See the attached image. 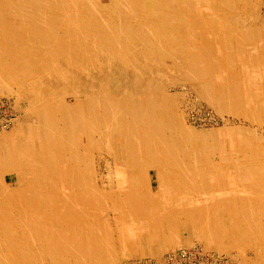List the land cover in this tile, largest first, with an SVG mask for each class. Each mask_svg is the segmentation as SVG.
Wrapping results in <instances>:
<instances>
[{"label": "bare ground", "instance_id": "6f19581e", "mask_svg": "<svg viewBox=\"0 0 264 264\" xmlns=\"http://www.w3.org/2000/svg\"><path fill=\"white\" fill-rule=\"evenodd\" d=\"M259 6L257 0H0V94L16 93L25 87L29 92L36 93L40 91L37 89L39 83H44V88L49 92L51 88L44 78L49 81L53 77L64 87H72L66 88L64 98L46 95L39 100L36 98L34 102L41 111L36 115L42 118L43 124L58 127L63 137L69 134L71 143L60 150H55L50 140L43 144V151L37 156V161L41 163L40 172H46V176L40 180L42 191L44 189L43 198L34 196L32 187H25L31 184L34 177L23 175V167L19 163V166H15L18 175L15 179L22 187L21 191L0 193V264H119L126 252L125 243L115 238V229L107 222L105 227L100 226V230L93 222L97 214L93 213L96 201L99 204L98 199L102 196L100 192L94 195L92 191L96 185L93 152L103 149L108 151V155L125 153L127 172H134L138 177L137 183L143 184V188L153 187L154 193L142 192L134 200L135 206L143 203L152 205L150 210L147 208L149 212L132 208L136 220L143 227L158 229L169 238V232L176 227L181 229L177 222H182L184 214H187L185 217L189 221H201V230L213 220L214 230L229 238L233 247L240 251L249 248L255 252L254 262L246 260L243 264L264 263V226L260 225L263 222L259 224L255 221L258 223L251 227L238 223L240 215L260 206L258 196L264 197V149L257 135L249 128L244 131L242 127H232L227 130V138L232 141L226 138L229 142L226 140L224 151L232 155L245 152L251 157L237 163L246 172L256 174L257 177L252 178L259 181L260 191L253 193V196L249 193V196L239 194L243 185L234 184L236 179L232 178L233 174L226 180H215L216 183L224 180L221 185L212 184L210 174L206 173L215 169L204 162L205 157L204 161L202 159L205 153L209 156L215 151L213 143L209 141L210 134L186 125L184 113L178 108L177 95L168 93L158 85L163 74L161 71L186 68L187 73L190 72L183 63L187 54L199 59H220L215 43L227 40L236 42L242 30H249L259 21L264 23V13L261 11L264 0ZM257 8H260L259 13H256V17L252 16L249 11L255 12ZM16 17L20 18L18 24ZM19 24H22V30H19ZM19 39H27L25 50L21 49L22 56L18 53L20 50L15 48L17 43H22ZM193 40L201 44V50L190 49ZM172 53L177 56L172 57ZM24 57L26 63L22 62ZM105 59L108 63V82L111 77L109 72L115 71L113 60L119 61L121 71L125 72L123 74L131 70L132 74H129L134 77L133 87H127L129 82L123 89L108 84V92L104 94L108 100L106 112L98 109L102 104L96 103L99 95L97 81H91L95 77L93 70L104 71ZM62 60L68 63V68L63 66ZM141 60L146 66L141 65ZM243 60V63H251L253 58ZM254 61L260 67L264 58ZM246 64L244 69L248 68ZM76 69L89 71L85 79L92 83H84L81 74L73 72ZM153 69L158 72L154 74ZM76 76L79 78L76 79ZM84 86L89 88V96L82 94L81 88ZM230 87L223 84L221 91L226 93ZM99 90L104 91L102 88ZM231 90L234 92V87ZM247 92L251 94V88H247ZM255 106L249 104L245 108L251 121L262 115V111ZM101 125L108 135L106 143L96 139ZM240 133H244L249 142L240 145L236 138V134ZM132 139L136 140L143 156L140 162L134 161L130 145ZM230 142L231 147L227 149ZM250 142L256 143V148H252ZM164 157L166 164L162 162ZM158 162L165 172L154 171V165ZM227 165L226 169H239L235 162H228ZM215 171L219 177L223 166H217ZM5 184V180L0 178V185L4 187ZM231 186L238 191H233L236 188ZM187 190H195L194 193L197 190L199 199H210L212 219L209 216L201 217L198 211L190 208ZM114 195L118 197L117 200L125 197L120 191H115ZM158 198L161 199L164 218L156 216L153 210ZM130 205L133 204H127L128 207ZM20 206H23L22 212H19ZM56 219L59 226L66 227L64 243L53 231L56 230L53 224ZM80 233H84L83 237ZM219 237L220 241L224 240ZM164 242L168 249L183 244L180 238Z\"/></svg>", "mask_w": 264, "mask_h": 264}, {"label": "rangeland", "instance_id": "374dc122", "mask_svg": "<svg viewBox=\"0 0 264 264\" xmlns=\"http://www.w3.org/2000/svg\"><path fill=\"white\" fill-rule=\"evenodd\" d=\"M262 1L263 0H257V5L258 6L261 5ZM258 9L260 8H257L255 12L251 10L249 11V13L251 12L250 14L252 16H255L256 13H259ZM261 11H263L264 13V6L262 7ZM87 14H89V12H87ZM18 20H20V18L16 17L15 22L17 24L18 22H20ZM24 20L25 19H23V21ZM19 25H21V27H18L19 30H22L23 29L22 24H19ZM241 32L236 42L234 40H227L224 43H215L214 47L215 49L218 50V55L220 59L218 58L212 59L210 57L199 59L196 57H192L190 54L189 56H187L188 55L187 54L184 58V61L183 59L181 61H183V63L189 68L190 72L187 73L186 68L185 69L171 68V70L169 69V70L161 71V73L163 74L161 76V79L158 85L160 84L162 87H164V89L168 93L177 95L178 108L180 110L182 109L181 111L184 113V119H185L186 125L198 131H203V132H207L208 134H210L209 141L210 143H213L215 151L213 152L214 154L209 153V156H208V153H205L202 159L204 161V157H205L204 162L213 166L212 168L215 170H217V166H223V172L220 173L219 177L215 170H212L211 173L210 172L206 173V174H210L209 175L210 182L212 184L221 185L222 184L221 182L226 180V177L232 176L233 174L232 178L236 179L234 184L237 186L243 185L241 186V191H239L240 192L239 194L241 195L246 194L247 196H249L248 195L249 193L251 196H253L254 195L253 193H257L258 191H260V186L258 187L259 181L255 180L256 181L255 182L254 179H257V178H252V177H257V176L256 174L250 173L248 171L246 172L243 169V167L239 166V163H237L238 161H241V159L246 160L251 157L246 155L245 152H237L236 154L232 155V154H229L231 152L228 151L225 153L224 151V148H225L224 145H225L226 140L228 139L232 141L230 138H227V136L229 137V133L227 130L231 129L232 127H242L244 131H246L248 128L249 130H253L255 135H257L258 137L261 147H263L264 149V61L262 62L260 67H259L260 64L254 61L257 58H259L260 60L264 58V23L261 24V21H259L257 22L255 26H253L252 28H249V30L247 28V30H242ZM26 40L27 39L20 40L22 41V43L21 42L17 43V47H15L17 48V50H20L18 51V53H20L19 55L21 56L23 52L22 50H25L27 46ZM10 45L11 43H9V47ZM190 47H191L190 49L194 51H198L199 49L201 50L200 48L201 44H199L195 40L191 41ZM38 48H41V47H38ZM226 51L228 52L229 55L226 53ZM260 52H263V53H260ZM175 56H177V54L172 53V57H175ZM249 58H253V61L251 63H249L248 61H246L247 64L243 63L244 62L243 59H249ZM23 61L26 63L25 57L22 59V62ZM104 61L106 62L104 64L105 65L104 71L100 72L97 69L93 70L95 77L91 79V81L95 80V82L96 81L98 82V83L96 82V86H97L99 95H98V98L96 99V103L97 105L102 104L101 107H98V109H100V111L104 109L103 111L106 112V109L108 111V100H107V97L104 96V94L108 92V84L110 86L116 85L118 87H122L123 89V87L128 85V82H129V85L127 87H133L134 77L133 75L129 74L132 72L131 70H129L128 74L127 73L123 74L125 72L121 71L119 67L120 66L119 61L113 60L112 65H115L114 70L116 72L115 71L109 72L111 73L110 75L111 79L109 78V82H108V63L106 59ZM140 62L142 63L141 65L146 66L144 61L142 62L141 60ZM62 63L64 67L68 68V63L66 61L62 60ZM176 63L178 64V62ZM244 64H246L248 68L244 69L243 68ZM176 70H177V73H176ZM68 71L72 72V69H69ZM153 71H154V74L158 72V70L156 69H153ZM73 72L80 73L82 77V81H84V83L86 84L92 83L90 80L85 79L86 74H88L89 71L76 69V70H73ZM191 72H193V74H191ZM127 75H130L128 76L129 78L128 77L126 78ZM227 76H229L230 78ZM75 78L78 79L79 77L76 76ZM44 79H45L44 80L45 83L51 88L49 92H47L48 90L44 88L45 87V85H43L44 83L43 84L39 83L37 89H39L40 91H36V93L29 92V89L25 87L22 90L17 91L16 93L5 92V93L0 94V99L9 98L12 100V111L14 113L13 118H12L14 120L11 123V125L6 129H0V150H1L0 152V178L4 179L6 183L4 187L3 185H0V193L2 194H5V192L11 193L10 192L11 190H17L18 192L21 191L20 189L22 187L20 188L18 181H16L15 179L16 176H18L15 170V166L20 165V167H23L21 168V172L23 173V175H29L31 177H34L33 179H31L32 180L31 184H27L25 185V187H27V189L32 187L34 196H37V197L39 196L43 198L44 189L42 191V187H41L42 183L40 182V180H42L44 176H46L45 175L46 172L45 171H44L45 173L40 172L41 163L37 161V156L40 155V153L43 151V144L47 140H50L51 146L55 148V150L57 149L60 150V149H64L65 146H69L71 143L69 134L63 137V134L58 127H50V126L47 127L46 123L43 124L44 121L42 120V118L39 119L40 116L36 115V113L40 114L41 111L38 109L35 103L37 100L36 98H38L39 100L45 97L46 95L51 96V98H53L54 95L64 98L63 96L67 94L66 88H72V87L71 86L67 87V85L64 87L63 83L62 82L58 83L57 79H55L54 77L49 81H48V78H44ZM161 80L162 81L164 80V82H162ZM228 82H231L232 84ZM223 84H227L229 87L231 86L229 91L226 93H223L221 91ZM233 87L235 90L234 92L231 90V88ZM101 88L104 91L100 92L99 89ZM247 88H251L252 90L251 94L247 92ZM51 92L52 94L50 95ZM61 92H64V94ZM81 92L82 94H84V96L85 95L89 96L90 94L89 88L88 87L86 88V86L81 88ZM9 93H11L12 95ZM84 101H85V104L88 103L86 99ZM54 102L55 101H53V103ZM69 102H70V98H69ZM249 104L251 106L256 105L255 106L256 109L258 108L260 111H262V115H260V117H255V120L252 119V121H251V118L248 117V114L245 111V108ZM26 109L27 110L29 109V111H27ZM1 110L2 109H0V111ZM152 111H153V107L150 109L151 113ZM106 135L107 133L105 132L103 125H101L100 134L97 135L96 139L97 140L100 139L101 143H106V137L108 136ZM236 136L235 137L238 138V140L240 141V145L246 144L247 142H249L246 139L247 137L245 136L244 133L236 134ZM228 140L227 142H229ZM130 142H131L130 145H132L131 148L133 149L134 161L136 160V162L137 161L140 162V160L143 159V156H141L139 145L134 139H132ZM252 143L254 146L252 145ZM252 143L250 142V146L252 148L254 147L256 148V143L254 142ZM16 145H18V147H16ZM21 147L23 149H21ZM104 147H106V145ZM229 147H231V142L229 146L227 147V149ZM113 149H114V145L112 146V150ZM120 149L122 150L123 147H121ZM21 154L23 155V157H21ZM241 154L242 155L244 154V155L242 156ZM99 156L101 157V159ZM93 157H94V170H95L96 185H94L95 189H93L92 191H94V195H96V192H100L102 195L98 199L100 200L99 204L96 201L97 203L96 209L94 210L93 213H97V214L94 216L93 222L96 224V228H98V230H100L101 225L105 227V223L107 222L109 225L112 226L113 230L115 229L113 231L115 234V238L116 239L118 238L119 240H122L125 243L126 252L124 256L119 260V264H131L133 261H140V260H145V259L159 261L160 259L166 257L169 253H174L175 251H178L180 249L191 250V248H193L192 249L193 251L194 249H200L206 252L204 253L205 254L204 259L208 260V262L211 261L212 264H243L244 261L246 260H248V262L250 261L251 263L254 262L255 252L249 248L246 251H240L238 248L233 247V245L230 244L229 238L223 237L222 235H220V233L217 234V231L214 230L215 222H213V220L210 221L212 223L208 222L207 224L208 226L205 229L201 230V227H200L201 221L200 222L199 221H196V222L189 221L188 218L186 219L185 217L187 214H184L183 215L184 220L182 219V222H179V221L177 222L181 225V229L176 227L174 231L169 232L168 233L169 238H167L166 235H163L164 233H161L160 231L158 232V229L153 228L152 230V228L149 229V228L143 227L141 223H139L136 220L135 218L136 215L132 211V208L137 209L142 212L150 210L152 206L150 205V203H147V204L143 203L141 205L135 206L134 200H136L137 198L136 195L137 194L139 195L142 192H144V194L147 192L154 193L153 187L148 186L149 188L148 187L143 188L142 187L143 184L137 183V178H138L137 175L134 172H130V173L127 172V167L125 165L127 155H125V153L122 154V152H120V155L118 154L117 156H114V154L108 155V151L103 149L100 152H98V150L94 151ZM238 157H239V160H237ZM19 158H23V159H19ZM157 159L160 160V157H158ZM162 162L165 164L167 163L166 157L162 159ZM228 162L229 163L235 162L236 166L238 165L237 167H239V169L237 170V168H235L236 171L235 169H232V168L226 169L228 166L227 165ZM25 165H28V166H25ZM154 166H155L154 171L156 172L160 171V173L165 172V169L160 166L159 162L157 165H154ZM47 167H51V166L48 165ZM30 168H34V169H30ZM218 178H221V179L223 178L224 180H222L221 182L218 181L219 183H216L215 180ZM127 179L128 181L127 183H125ZM152 182L154 185V177H152ZM124 184H127V185H124ZM213 188L215 189L214 185H213ZM213 188H211V190ZM233 188H236V187L234 186ZM248 189L251 190L252 193L249 192ZM235 190L238 191L237 188L234 189L233 191ZM115 191L117 192L120 191L123 194H125V197L123 198V200H117L118 197L115 198V195H114ZM194 191L195 190L186 191L187 202L189 201L188 203H190L189 204L191 206L190 208H193L195 209V211H198L200 214L198 215L201 217L203 216L207 218L209 216V218H211L212 216L210 215V209H211L210 207L211 201H209L210 199H207V200L199 199L197 195L198 193L197 190H196V193H194ZM219 191H222V190H219ZM187 192L189 193L188 195H187ZM258 198H259L258 200L260 202V206L256 207L255 210H252L253 213L247 212L243 214V216L240 215L239 219L241 220L242 218V220L241 221L238 220V223L248 226V227L253 226L254 223H258V222L259 224L261 222L264 223V197L258 196ZM128 199H129V202H128ZM142 201H144V199H142ZM157 201H158V204L155 206L156 210L155 209L153 210L155 211L156 216L158 215L159 217L164 218L165 215L163 214V207L160 205L161 199L158 198ZM130 202L133 205H130V207H128L127 204H129ZM22 211H23V206H20L19 212H22ZM101 212L103 213V216L101 215L102 214ZM98 213H100L101 216ZM15 214H17L16 211H15ZM253 214H255L256 216ZM56 220L53 223L55 225L56 230H53V231L56 235H58V238L60 239V241L64 243L66 242L65 241L66 240V234H65L66 227L59 226L58 224L59 221L58 220L56 221ZM255 221H258V222H255ZM263 223H261L260 225L264 226ZM195 226L197 227L198 230L196 229ZM27 233L28 232H26L25 234ZM151 233H152V236L150 235ZM158 233H160V236ZM79 235L83 237L84 233H80ZM216 235L221 236L224 240L220 241L221 240L220 237L218 236L217 238ZM1 238H3V236H1ZM177 238H180V240H183L182 245L175 247L173 249H168L165 247V242H164L165 240H171V239H177ZM130 244L132 247L130 246ZM208 255H210L212 258L208 257ZM219 256H221L222 258Z\"/></svg>", "mask_w": 264, "mask_h": 264}, {"label": "built area", "instance_id": "2783aa9c", "mask_svg": "<svg viewBox=\"0 0 264 264\" xmlns=\"http://www.w3.org/2000/svg\"><path fill=\"white\" fill-rule=\"evenodd\" d=\"M0 109H2L0 111V129H6L14 120L12 119L14 114L12 111V100L9 98L0 99ZM192 249L193 248H191V250L180 249L174 253H169L159 261L145 259L133 261L131 264H212L211 261L208 262V260L204 259V253L206 252L200 249H194L193 251ZM208 257L212 258L210 255H208Z\"/></svg>", "mask_w": 264, "mask_h": 264}]
</instances>
